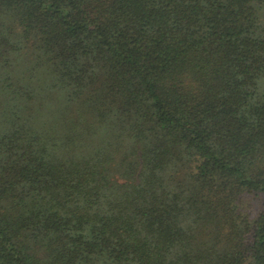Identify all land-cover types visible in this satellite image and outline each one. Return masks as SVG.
<instances>
[{"label":"trees","instance_id":"1","mask_svg":"<svg viewBox=\"0 0 264 264\" xmlns=\"http://www.w3.org/2000/svg\"><path fill=\"white\" fill-rule=\"evenodd\" d=\"M0 264H264V0H0Z\"/></svg>","mask_w":264,"mask_h":264}]
</instances>
